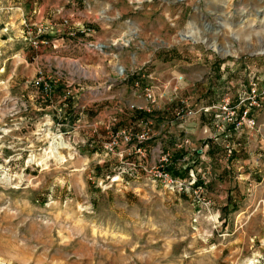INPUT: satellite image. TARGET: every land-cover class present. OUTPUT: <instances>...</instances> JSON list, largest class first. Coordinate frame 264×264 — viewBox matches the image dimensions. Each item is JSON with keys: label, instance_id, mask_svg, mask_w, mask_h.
<instances>
[{"label": "rangeland", "instance_id": "1", "mask_svg": "<svg viewBox=\"0 0 264 264\" xmlns=\"http://www.w3.org/2000/svg\"><path fill=\"white\" fill-rule=\"evenodd\" d=\"M24 1L0 0V264H264V0H106L87 63L49 37L76 10ZM167 153L197 193L150 176Z\"/></svg>", "mask_w": 264, "mask_h": 264}, {"label": "crops", "instance_id": "2", "mask_svg": "<svg viewBox=\"0 0 264 264\" xmlns=\"http://www.w3.org/2000/svg\"><path fill=\"white\" fill-rule=\"evenodd\" d=\"M22 1L25 3L24 0ZM73 1L72 5H69V0H46L42 5H35L34 14L36 15L30 21H34L35 24L51 25L52 22L57 24L59 23V15L57 16L56 13L59 8L67 9L69 6L72 10L69 8L66 10L67 12L76 10V15L72 14L70 27L64 30L65 32L69 31V33H61L60 31V33H53L49 37L60 45L65 44V37H68L70 40L65 47L73 49L74 58L77 61L91 62L92 56L98 53L94 45L101 42L106 43V0ZM64 35L66 36L64 37ZM89 66L95 68V63H91ZM147 106L148 102L142 100L137 109L146 112ZM258 132L261 133L260 129Z\"/></svg>", "mask_w": 264, "mask_h": 264}, {"label": "built area", "instance_id": "3", "mask_svg": "<svg viewBox=\"0 0 264 264\" xmlns=\"http://www.w3.org/2000/svg\"><path fill=\"white\" fill-rule=\"evenodd\" d=\"M63 13H64V9L60 8L58 10V15L62 17V20H63L62 23H64V25H67L69 23V18L64 16ZM37 26H38L37 31H39L40 33L42 32L44 33L47 30L46 29L47 27L44 25H37ZM44 43H47V41ZM101 45L102 44H99V47H96V48L98 49L105 48V46H101ZM34 86L46 96H50L53 93V87L45 81V78L43 76H41L37 81H35ZM148 92L149 93L146 95V97L149 100H152L154 98L153 92L149 90ZM204 110L207 112L206 109ZM235 112H236L235 109L230 107V103L225 102L220 107V114L216 116L218 118H221L222 115H227L228 121H230L235 116ZM241 121L242 123H245L246 125H248L249 128H252V129L257 128L258 130L260 129L261 131V127L255 122V120L249 118L248 110L241 112ZM143 138L144 136H141L140 139L142 140ZM229 152L232 153V150H229ZM199 153H203V151L201 150ZM170 158L172 159L171 154L167 153L165 157L159 161L160 163L157 167H153L152 169H150L149 171L150 176L154 177L157 181H160L161 183H163L165 188L168 189L169 191L177 192L179 194H182L185 192L197 193L198 189L201 188V186H199V173L194 170H190L191 173L186 178L175 177L174 175H172V173H170L167 170V168L172 164V161H170L171 160ZM186 168L187 167H185V169Z\"/></svg>", "mask_w": 264, "mask_h": 264}, {"label": "trees", "instance_id": "4", "mask_svg": "<svg viewBox=\"0 0 264 264\" xmlns=\"http://www.w3.org/2000/svg\"><path fill=\"white\" fill-rule=\"evenodd\" d=\"M147 116H148V114L145 111H142V110H135L134 111L135 119H146ZM182 158H183V155L176 153V155H175V161L176 162ZM168 170L171 171L176 176H183V175H181V173H178L177 171H175L174 168H172V167H168Z\"/></svg>", "mask_w": 264, "mask_h": 264}, {"label": "bare ground", "instance_id": "5", "mask_svg": "<svg viewBox=\"0 0 264 264\" xmlns=\"http://www.w3.org/2000/svg\"><path fill=\"white\" fill-rule=\"evenodd\" d=\"M187 37H189V39H191V40L201 41L203 43H207V41H208L205 37H201V35L198 32H195V31L188 32ZM122 69L123 68H121V71H122ZM57 149H58V147H57Z\"/></svg>", "mask_w": 264, "mask_h": 264}, {"label": "water", "instance_id": "6", "mask_svg": "<svg viewBox=\"0 0 264 264\" xmlns=\"http://www.w3.org/2000/svg\"><path fill=\"white\" fill-rule=\"evenodd\" d=\"M184 37H185V36H184ZM185 38L189 39V37H185Z\"/></svg>", "mask_w": 264, "mask_h": 264}]
</instances>
